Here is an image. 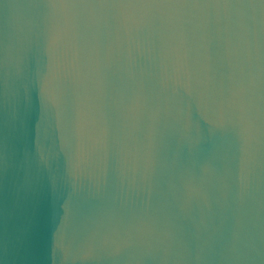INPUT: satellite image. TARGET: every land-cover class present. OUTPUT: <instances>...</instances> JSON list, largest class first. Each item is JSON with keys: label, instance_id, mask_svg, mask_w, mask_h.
Segmentation results:
<instances>
[{"label": "water", "instance_id": "95a60500", "mask_svg": "<svg viewBox=\"0 0 264 264\" xmlns=\"http://www.w3.org/2000/svg\"><path fill=\"white\" fill-rule=\"evenodd\" d=\"M0 264H264V0H0Z\"/></svg>", "mask_w": 264, "mask_h": 264}]
</instances>
